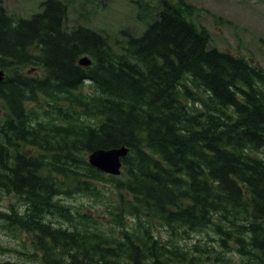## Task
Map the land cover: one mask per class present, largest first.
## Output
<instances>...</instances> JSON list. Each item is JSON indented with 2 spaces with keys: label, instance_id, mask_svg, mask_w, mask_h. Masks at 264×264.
<instances>
[{
  "label": "trees",
  "instance_id": "16d2710c",
  "mask_svg": "<svg viewBox=\"0 0 264 264\" xmlns=\"http://www.w3.org/2000/svg\"><path fill=\"white\" fill-rule=\"evenodd\" d=\"M199 13L158 0L115 39L68 28L63 0L27 18L0 0V195L23 202L0 220L31 259L264 264V69L210 47ZM122 146L118 177L87 161ZM80 195L102 209L63 202Z\"/></svg>",
  "mask_w": 264,
  "mask_h": 264
},
{
  "label": "rangeland",
  "instance_id": "374dc122",
  "mask_svg": "<svg viewBox=\"0 0 264 264\" xmlns=\"http://www.w3.org/2000/svg\"><path fill=\"white\" fill-rule=\"evenodd\" d=\"M41 1L3 0V4L11 16L28 17L37 11ZM63 1L68 5V28L84 25L115 39L119 37L120 29H126L132 34L138 35L152 18L153 10L158 4V0ZM186 1L199 9L200 13L196 22L209 32L212 46L244 56L264 69V0ZM16 199L18 198L15 196L1 197L0 213L4 214L11 204L14 205L16 211L21 210L23 203ZM63 202L76 207L89 206L97 211L103 207L96 209L99 206L97 200L81 195L72 199L64 198ZM3 227L6 228V225L0 220V264H33L30 262L33 256L30 250H33V247L30 246L28 250L20 241L22 239L24 243L26 242L24 235H20L18 240L14 239L9 235V233H13V227L7 225L6 231ZM163 233L166 234L165 231ZM197 238L204 240L205 236L193 235L191 240L194 242ZM20 250L25 251V256L30 254L29 258L22 257ZM38 263L41 264L40 260Z\"/></svg>",
  "mask_w": 264,
  "mask_h": 264
},
{
  "label": "water",
  "instance_id": "95a60500",
  "mask_svg": "<svg viewBox=\"0 0 264 264\" xmlns=\"http://www.w3.org/2000/svg\"><path fill=\"white\" fill-rule=\"evenodd\" d=\"M81 66H88L90 60L88 57H83L78 61ZM3 78V72L0 71V82ZM128 154V148L122 146L112 149H98L89 155V164L95 169L106 174L117 176L120 174L121 159Z\"/></svg>",
  "mask_w": 264,
  "mask_h": 264
},
{
  "label": "bare ground",
  "instance_id": "6f19581e",
  "mask_svg": "<svg viewBox=\"0 0 264 264\" xmlns=\"http://www.w3.org/2000/svg\"><path fill=\"white\" fill-rule=\"evenodd\" d=\"M210 43V42H209ZM210 45V47H211V44H209ZM208 48H209V46H208ZM212 49V48H211Z\"/></svg>",
  "mask_w": 264,
  "mask_h": 264
},
{
  "label": "flooded vegetation",
  "instance_id": "af4514ba",
  "mask_svg": "<svg viewBox=\"0 0 264 264\" xmlns=\"http://www.w3.org/2000/svg\"><path fill=\"white\" fill-rule=\"evenodd\" d=\"M30 264V263H29Z\"/></svg>",
  "mask_w": 264,
  "mask_h": 264
}]
</instances>
